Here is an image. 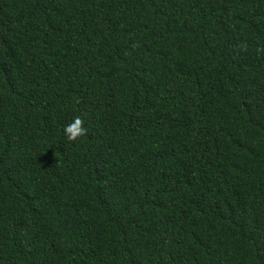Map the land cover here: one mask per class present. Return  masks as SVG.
Returning a JSON list of instances; mask_svg holds the SVG:
<instances>
[{"label": "trees", "instance_id": "1", "mask_svg": "<svg viewBox=\"0 0 264 264\" xmlns=\"http://www.w3.org/2000/svg\"><path fill=\"white\" fill-rule=\"evenodd\" d=\"M0 264H264V0H0Z\"/></svg>", "mask_w": 264, "mask_h": 264}, {"label": "clouds", "instance_id": "2", "mask_svg": "<svg viewBox=\"0 0 264 264\" xmlns=\"http://www.w3.org/2000/svg\"><path fill=\"white\" fill-rule=\"evenodd\" d=\"M83 132L84 129L81 127V121L79 117L74 118L70 123L64 126V134L69 141L74 140Z\"/></svg>", "mask_w": 264, "mask_h": 264}]
</instances>
